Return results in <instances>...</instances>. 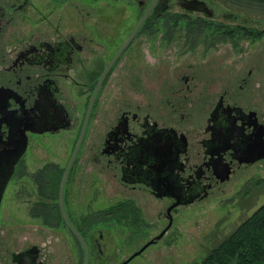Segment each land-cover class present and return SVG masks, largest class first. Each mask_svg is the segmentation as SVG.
<instances>
[{"label":"flooded vegetation","instance_id":"af4514ba","mask_svg":"<svg viewBox=\"0 0 264 264\" xmlns=\"http://www.w3.org/2000/svg\"><path fill=\"white\" fill-rule=\"evenodd\" d=\"M93 1L95 3L96 0ZM120 1L105 0L98 6H90L89 9L92 12L89 9L87 11V14L91 16L90 23H88V28H83L70 21H62L63 10L70 11L67 15L77 12L78 2L76 0H0L1 152L8 153V149L15 146L14 138L11 140L8 137L9 127H14L18 122V126L24 127L26 134L24 149L13 162L11 171L8 164L11 158L6 154L0 155V210L2 211L4 198L10 191V186L13 185L14 177H22L28 181L25 190L19 188L13 190V192L22 194L23 200H27L30 193L39 196L32 205L23 206L24 212L32 214V217L40 216L38 218L42 219L41 203L45 201L43 197H55L54 209L51 210L54 212V220L48 223L56 228L57 239L61 240L59 242L62 243V248L64 243L69 247V250L67 248V251L63 253L62 258L72 264H81L84 253L81 241L63 217L57 200L58 184L64 164L45 162L39 166L38 172L34 170L18 173L17 166L29 146L30 136L43 131L67 128L73 123L78 124V115L81 114L78 112L79 95L84 94L85 105L80 120L81 125L88 100L101 71L120 48L96 90L86 123L87 127L114 66L117 64L126 66L125 59L128 60V54L136 57V54L140 56L143 53L142 34L147 36L152 33L151 40L153 41L155 35L160 32L159 30L172 33L173 29L179 26L178 21L184 19V16L187 28L191 25L189 19L193 17L200 18L201 28L211 27L213 31L225 32L222 30V23L229 26L239 24L211 18L218 9L222 10L225 16L241 14L249 18H264V16L248 15L232 10L218 0H168L164 7L176 3L184 9V12L182 14L152 13L150 10L154 3L149 10L150 13L146 14L137 29L125 41L149 0H135L141 12L129 28L125 17L121 18L116 12L117 9L119 12L122 8L120 3H124ZM192 10L198 13L194 14ZM163 16L171 18L172 22L168 28L159 29L157 18ZM180 16L183 18H179ZM18 17L22 22L18 19L16 26ZM115 23L119 26L118 29L111 27ZM218 24H220L219 27H214ZM240 24L255 27L254 24ZM110 31L113 33L111 34ZM235 32L241 37L244 35L239 31ZM247 34L254 37L250 32ZM167 36V39L172 38L170 34ZM156 43H159L158 37ZM146 53L149 52L146 51ZM148 58L156 63L154 56L150 55ZM152 61L150 63L153 64ZM181 77L184 80L188 79L187 74H181ZM73 89L75 97L71 96ZM170 91V95L167 94L161 99L157 98V102L154 103L157 115L171 118L175 115L187 116L185 113L190 112L187 104L190 88L187 83L182 87H171ZM106 93L102 95L104 100L109 92ZM175 95L177 97H174ZM101 111L103 117H108L107 123L100 134L98 143L96 145L92 143L91 147L97 148L100 153L104 154V167L110 170L114 177H117L118 183L126 187L128 195L121 197L120 201L117 200L118 203L115 205L100 206L95 209L91 204L96 196V187L92 185L94 179L89 178L84 184L87 190L90 189L88 192L86 189L73 187L76 166V158H73L64 180L63 207L68 219L81 233L88 246L87 264H92L94 253L105 258L98 264H126L135 255L125 260L129 254L120 257L116 253H103L104 225H100L99 222L106 223L107 226L108 224L124 226L127 212L131 216L135 215L132 199L136 196V191L169 197L167 205L176 201V204L171 207V210H175L181 202L205 196L210 190L215 189L219 183L229 177L236 166L264 157L261 156L252 161L242 158L250 153L249 151H255L254 136L259 129L263 130L261 136L264 139V106L260 108L255 103L242 105L234 99L226 98L225 90L217 94L205 116L201 134L192 141H189L186 128L182 127L177 120L154 116L149 110L143 112L139 103H130L127 99L112 114L106 105ZM33 126H46L47 128L36 130ZM171 129L178 137H183L182 133L185 136L183 148L178 151L176 160H173L174 156L171 158V153H169L166 165L164 164L162 171L158 173L157 168L150 167V161H158V158H154L151 148L149 151L144 143L150 135L158 131L164 134L172 133ZM191 143H198L199 146L194 150ZM90 160L88 173L92 171L94 157ZM225 163L230 170L228 177L222 178L220 173ZM34 185L39 188H31ZM84 195L87 198L82 200ZM68 197H79L80 202L77 203L76 199L74 201L76 204H70ZM10 221L13 222L11 218ZM95 225L96 230H92ZM67 235L72 238V241L69 242ZM119 240L124 241L125 238L119 237ZM28 241L16 247L6 246L5 261L2 264H47V258L41 253L38 244Z\"/></svg>","mask_w":264,"mask_h":264},{"label":"rangeland","instance_id":"374dc122","mask_svg":"<svg viewBox=\"0 0 264 264\" xmlns=\"http://www.w3.org/2000/svg\"><path fill=\"white\" fill-rule=\"evenodd\" d=\"M76 1L78 2L77 12L67 15L70 11L63 10L62 21H70L74 25L88 28L91 19V16L87 14L88 9L91 8L90 6L100 5L105 0H96L95 3L93 0ZM166 1L168 0H157L150 12L171 13L184 10L176 3L164 7ZM120 2L124 3H120L122 8L119 12L117 9V15L121 18L125 17L129 28L135 23L141 11L135 0ZM191 12L198 13L193 10ZM212 16L211 18L215 20L254 24L257 28H264V18H249L241 14L225 16L220 9L216 10ZM19 18L16 20V26ZM157 19L159 29L168 28L172 22L171 18L164 16ZM19 22L22 20L19 19ZM185 22L184 19H180L179 26H176L172 33L159 30L160 32L154 37L155 41L151 40L152 33L147 36L142 34L143 53L140 56L136 54V57L128 54V60L125 59L126 66L115 65L106 81L104 91L101 92L95 105L94 115L86 127L83 142L75 155L73 187L86 189L88 192L90 189L87 190L84 184L88 182L87 179L93 178L92 185L96 187V196L91 204L95 209L100 206L115 205L118 203L117 200L120 201L121 197L128 195L126 187L118 183L117 177L104 167V154L97 148L91 147L92 143L94 145L98 143L100 134L107 123L108 117H103L101 111L104 105L112 114L127 99L130 103H139L143 112L149 110L151 114L153 113L152 115L160 117L157 115L154 104L157 98L161 99L167 94L170 95L171 87H182L187 83L190 88L187 100L189 114L185 113L187 116L182 117L175 115L173 118H160L177 120L182 127L186 128L189 141L201 134V127L208 109L217 94L223 90H225L226 98L234 99L242 105L255 103L260 108L264 106V33L254 37L244 34L241 37L237 32L228 34L226 31H213L211 27V29L195 27L194 24L187 28ZM111 27L119 28L116 23ZM110 33L113 32L110 31ZM168 34L172 36L171 39H167ZM146 51L149 53L147 54ZM146 54L148 57L154 56L156 63ZM151 61L153 64L150 63ZM181 74H187L188 79L184 80ZM105 92L109 94L104 100L102 95ZM71 96L75 97L74 89ZM79 96L78 112L81 114L78 115V124L73 123L67 128L32 134L29 146L17 166L18 173L34 170L38 172L39 166L45 162L65 164L78 134L85 105V95ZM191 144L194 150L199 146L198 143ZM93 157V168L91 173H88L90 158L93 159ZM27 182V179L22 177H14L13 185L10 186V191L4 198L2 211L0 210V264L5 261L6 246L16 247L27 240L38 244L41 253L47 258V264H72L62 258L69 247L64 243L65 247L62 248V243L59 242L61 240L57 239L56 228L49 224L54 220V212L51 210L54 209L55 197H43L45 201L41 203L42 219L38 218L40 216L32 217V214L24 212L23 206L32 205L39 196L30 193V197L23 200L22 194L13 192L17 188L25 190ZM30 182H32L31 179ZM31 188H39V186L34 185ZM85 195L81 198L82 200L87 198ZM78 198L68 197V201L70 204H76L74 202L76 199L77 203L80 202ZM132 200L136 216L134 214L131 216L127 212L124 226L113 224L107 226L106 223L99 222L100 225H104L103 253H116L120 257L128 255L166 224L168 218L165 208L169 197L136 191V196ZM263 201L264 157H261L251 163L236 166L227 179L205 196L194 197L190 201L177 205L175 210H171L172 222L164 233L146 245L126 264L198 262L211 246ZM93 228L92 230H96V225ZM119 237L125 240L120 241ZM67 238L69 242L72 241L69 235ZM103 259L105 258L94 253L92 264H98Z\"/></svg>","mask_w":264,"mask_h":264},{"label":"water","instance_id":"95a60500","mask_svg":"<svg viewBox=\"0 0 264 264\" xmlns=\"http://www.w3.org/2000/svg\"><path fill=\"white\" fill-rule=\"evenodd\" d=\"M155 1L156 0H149L147 5L145 6V8L142 10V12H141L138 20L136 21L131 33L128 35V37L126 38L125 41H127L129 39V37L133 34V32L137 29V27L140 25L141 21L144 19L146 14L149 12L150 8L155 3ZM218 1H220L226 7L230 8L232 10L244 12L248 15L264 16V0H218ZM123 44H125V42ZM119 50H120V48L115 52L114 56L117 55ZM114 56H112V59L114 58ZM112 59L110 60V62L112 61ZM110 62H108V64L101 71V73L98 77V80L95 84L94 90H93V92H92V94L88 100L86 110H85V113H84V116H83V119H82V122H81V125L79 128L77 137H76L75 142L72 146V149L69 153V156H68V158H67V160L63 166V169H62V172L60 175L59 184H58L57 200H58V203L61 207L63 217L68 222V225L70 226L73 233L79 238V240L82 243L84 255H83V261L81 264H87L88 263L89 250H88V246H87L83 236L74 227V225L70 222V220L68 219V216L64 210V207H63V186H64V180H65L66 174L68 172V169L70 167V164H71L73 158L75 157V154L79 148L80 142H81L82 137L84 135V130L86 127V123L88 120V116L90 113V109H91V106H92V103L94 100L96 90H97V88L101 82V79H102L104 73L106 72L108 66L110 65ZM25 127H27V126H25ZM33 127L36 130H42L43 128H47L46 126H42V127L41 126H39V127L33 126ZM18 129H19V132H17ZM23 129H24V127L18 126V122H16V125L14 127L13 126L9 127L8 137L11 140L14 138L13 141L15 143V146L11 149L9 148L8 153H2L0 150V155L6 154L9 158H11V161H9V163H8L10 165V171L12 169L13 162L17 159V157L20 155V153L22 152V150L24 149V146H25L26 134H25ZM262 131H263L262 129H259L258 132H256V135L254 136V139H255L254 144L256 145L255 151L254 152L249 151L250 153H247L245 156H243L242 157L243 159H246L247 161H252L253 159L264 156V142L262 141L263 138L261 136ZM15 135H16V137H14ZM182 136L183 137H178L177 135H175L173 133V130H172V133L170 132L168 134H164L162 131H158L154 135H152V136L150 135L146 139L144 144L146 145L147 149H149V151L151 148L154 158L155 157L158 158V161H153V162L150 161V167L157 168L158 173L161 172L164 164L168 161V154L169 153H171V158L174 156L173 160H176L178 151L183 148V143H184V139H185V136L183 135V133H182ZM249 145H251V142H249ZM242 158H239V159H242ZM229 170H230V167L225 163V166L222 168V172L220 173V177L227 178L229 175ZM175 204H176V201H173L166 206V216L168 218L166 224L156 234L149 237L138 248L133 250L127 256V258H125V260L129 259L132 255L139 253L146 245H148L150 242L155 241L157 238H159L164 233V231L168 228V226L172 222L171 207L174 206ZM125 260H123V261H125Z\"/></svg>","mask_w":264,"mask_h":264},{"label":"trees","instance_id":"16d2710c","mask_svg":"<svg viewBox=\"0 0 264 264\" xmlns=\"http://www.w3.org/2000/svg\"><path fill=\"white\" fill-rule=\"evenodd\" d=\"M165 12V11H164ZM184 11L171 13L182 14ZM177 19L178 17H174ZM183 18V17H179ZM184 19L185 16H184ZM190 27L200 25V18H190ZM175 25V24H174ZM220 24L214 27H219ZM222 30L232 34L235 31L253 36L264 33V28H251L242 24L229 26L221 24ZM54 172V170H52ZM60 171H58L59 173ZM193 264H264V201L241 219L235 227L211 246L200 261Z\"/></svg>","mask_w":264,"mask_h":264}]
</instances>
